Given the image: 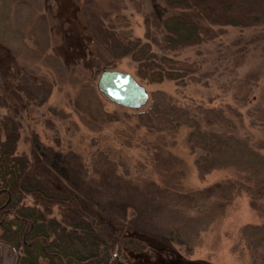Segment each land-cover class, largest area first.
I'll return each instance as SVG.
<instances>
[{"label":"rangeland","instance_id":"1","mask_svg":"<svg viewBox=\"0 0 264 264\" xmlns=\"http://www.w3.org/2000/svg\"><path fill=\"white\" fill-rule=\"evenodd\" d=\"M180 10L163 0H0V93L17 107V151L78 191L113 233L132 225L185 258L264 264V15L246 27L198 18V41L173 45L164 22ZM96 23L146 45L175 78H141ZM104 69L132 74L147 102L109 101L97 89ZM197 159L228 165L203 177ZM15 261L0 242V264Z\"/></svg>","mask_w":264,"mask_h":264},{"label":"trees","instance_id":"2","mask_svg":"<svg viewBox=\"0 0 264 264\" xmlns=\"http://www.w3.org/2000/svg\"><path fill=\"white\" fill-rule=\"evenodd\" d=\"M163 1L181 9L170 13L164 22L166 37L173 45L198 41V18L246 27L259 23L264 15V0ZM103 27L96 23V35L105 41L111 54L133 57L141 78H175L160 60L146 52V45L132 47L130 40ZM17 114V107L0 93V242L15 253V264H213L185 258L169 240L132 225H123L118 234L111 232L78 191L54 185L47 169H33L28 156L18 153L21 123ZM91 118L101 119L94 115ZM212 147L214 152H221L216 145ZM194 163L203 177L228 165L224 162L225 166L208 165L202 169L199 159ZM231 163L241 165L235 160ZM261 180L264 187V178ZM219 183L207 189L220 186ZM233 183L249 192L244 182ZM55 209L59 217L54 214Z\"/></svg>","mask_w":264,"mask_h":264},{"label":"water","instance_id":"3","mask_svg":"<svg viewBox=\"0 0 264 264\" xmlns=\"http://www.w3.org/2000/svg\"><path fill=\"white\" fill-rule=\"evenodd\" d=\"M97 89L111 102L138 109L148 100L146 88L128 72L104 69L97 80Z\"/></svg>","mask_w":264,"mask_h":264},{"label":"bare ground","instance_id":"4","mask_svg":"<svg viewBox=\"0 0 264 264\" xmlns=\"http://www.w3.org/2000/svg\"><path fill=\"white\" fill-rule=\"evenodd\" d=\"M138 81V80H137ZM144 86V85H143Z\"/></svg>","mask_w":264,"mask_h":264}]
</instances>
